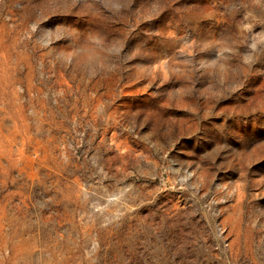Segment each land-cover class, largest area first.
I'll use <instances>...</instances> for the list:
<instances>
[{"label": "rangeland", "instance_id": "rangeland-1", "mask_svg": "<svg viewBox=\"0 0 264 264\" xmlns=\"http://www.w3.org/2000/svg\"><path fill=\"white\" fill-rule=\"evenodd\" d=\"M0 264H264V0H0Z\"/></svg>", "mask_w": 264, "mask_h": 264}]
</instances>
